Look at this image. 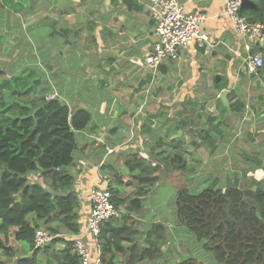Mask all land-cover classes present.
<instances>
[{
	"label": "crops",
	"instance_id": "1",
	"mask_svg": "<svg viewBox=\"0 0 264 264\" xmlns=\"http://www.w3.org/2000/svg\"><path fill=\"white\" fill-rule=\"evenodd\" d=\"M181 1L186 11H200L208 15L202 29L210 39L209 42L204 43V46H199L197 41H192L180 49V57L177 61H165L154 77L160 75L159 77H165L167 81L161 79L162 81L160 80L156 86L166 84V87L172 90L156 93L148 92L147 88H144L148 81L147 85L154 80L151 79L152 72L145 68L135 69L136 63L140 64L139 62H134L133 64L136 65L133 66H129L128 62L129 60L131 63L133 60H141L145 54L152 50L155 43L157 20L149 11L150 0H135L143 5L139 11L135 12L125 9L123 0H119L120 5L117 9L109 1L108 8L100 9L99 13H96V21L89 22L88 26H81L78 19L80 17L88 20L94 18L88 12L81 16L80 0H73L78 11L64 15L60 19L56 29L57 34L51 32L52 29L48 30L49 26L40 27L45 30L40 44L42 46L50 45L49 48L52 49L44 60L39 58V49L33 53L32 31L34 26L29 21L28 27L22 28V30L24 29L23 43L25 45L23 62L19 61V52H16L18 43L22 41V37L19 38L17 35L18 13L16 11H0V68L4 69L5 79L21 73L26 75L27 69L41 67V72L45 76V86L40 95H43L46 89L52 85V91L46 92V97L49 94L56 95V93L63 98L65 95L67 96L68 92H66L64 83H66V76L71 74L76 76L74 78L80 85L82 78L86 80L85 84H89L91 78L94 83L104 81L102 83L105 84L108 81L112 85L111 75L122 72L123 67H128L126 72L134 73L137 78L139 71H143L140 73V94L135 96L134 92L129 94L128 88H124L123 85L115 87L113 90L98 92L94 96L84 95L83 98L80 86L75 88L77 94L71 99V104L86 107L96 102L91 105L94 109V121L85 133L87 137L82 134V140L75 155L74 171H69L75 178V188L80 201V219H83L80 221L82 223L79 234L84 232L90 214L87 207V205L90 207V192L99 185L105 184L106 186L107 183L113 187V191L119 195V198H122V200L120 199L122 210L128 212L127 216L124 217L123 214L119 220L112 221L114 226L126 225L122 220L131 216H138L140 221L139 217L144 218V215L140 214L144 203L141 208H138L139 203L130 202L131 194L136 192L137 187H129L130 185L126 186L127 183L115 182L114 171L110 169L111 166L124 167L118 157L120 153L126 155L132 148L140 150L147 160V168L150 165L156 166L157 163L164 170L170 167L166 173L168 176H172L171 186L179 189L178 179H182L187 187L192 188L189 186L191 182H187L185 178L192 174L197 176L205 174L207 177H211V186L209 187H226L228 184L236 183L240 179L239 169L241 166L236 164L237 162L233 158H229V161L223 166L216 161V156L221 153L225 155V151H221V148L229 145L234 147L237 138L245 135V124L250 131L246 138L250 154L256 162L263 161L264 91H253L249 86L251 74L245 71L247 69L243 61V57L246 56L245 40L236 31L232 20L227 16L225 0ZM47 14L49 15L46 16H50V19L58 21L57 12H47ZM63 21H69V26L65 29L60 27ZM22 22L24 25L23 20ZM83 23L84 21H82ZM72 24H77L78 27L73 28ZM253 49L255 53L262 52L264 55V42L253 44ZM97 50L102 54L97 55ZM94 56H97L98 63ZM84 58L86 61L83 60ZM69 64L70 66L72 64V72L67 73L63 71V68L68 67ZM132 68L137 71H131ZM82 72L86 74L83 77ZM258 74L264 79V73ZM144 77L147 78L144 79ZM223 77L229 80V85L218 91L215 83L218 81L222 83L223 79L221 78ZM55 78L61 83L60 89H58V83L53 81ZM238 81L241 82L240 86L236 85ZM70 87V85L67 86L68 89ZM2 89L5 91L6 87L3 86ZM122 89H125L126 92ZM224 90L228 91L229 106L225 105L222 100ZM24 96L22 98L25 100L35 101L38 95L31 93ZM102 96H104V100L109 99L110 96H113L115 100L111 105H106L105 101L103 103L101 101ZM130 102L132 107L129 105ZM235 103L238 105L233 108ZM139 105L142 109H138ZM162 140H174L178 150L171 157L163 152L160 144ZM111 148L114 151L110 153ZM91 154H95V164ZM162 156L168 160L162 163L159 161ZM210 163L214 164L211 172L207 168ZM248 169L242 167L245 178L252 182L255 178L259 180L264 178V168L261 166L258 165L254 169L251 167L247 173ZM161 170L154 175L163 178L164 174ZM218 171L228 172L224 176H220ZM200 184L198 182L194 187H198ZM159 217L161 216L159 215ZM168 219L175 221V218L169 217ZM132 221L136 227L137 219ZM156 223L159 221L153 222V227ZM161 223L168 227L167 223ZM140 225L142 226V224ZM61 229H70L65 232L60 231V233L58 231L64 238L73 237L74 239L77 234H73L74 231L68 227L62 226ZM134 232H138L137 227ZM85 238L93 246L90 235L85 234ZM105 242L106 236L103 235L101 264H132V262L133 264H145L146 262L149 264L147 260L140 262L138 248H131L135 244L134 242H138L136 239L123 237L121 245L124 248L119 251L114 249L115 252L108 246L106 248ZM65 244L64 240L58 241L57 249L62 250L65 248ZM27 245L17 244L15 255L5 257L10 261L9 264H16L22 257H32ZM135 249L136 257L133 256V260L131 255ZM61 250H51L53 252L51 255L53 256Z\"/></svg>",
	"mask_w": 264,
	"mask_h": 264
},
{
	"label": "trees",
	"instance_id": "2",
	"mask_svg": "<svg viewBox=\"0 0 264 264\" xmlns=\"http://www.w3.org/2000/svg\"><path fill=\"white\" fill-rule=\"evenodd\" d=\"M30 1L29 8L37 3L42 5L48 0ZM4 2L5 0L2 1L3 4H0V8L1 5H5ZM88 2L89 0H80V15L83 16L85 12H88L94 19L80 17L78 22H81V26H88L89 22L96 21V13L100 11L97 6L100 0H92L90 6ZM111 3L116 9L120 5L119 0H111ZM123 4L125 9L133 12L139 11L143 6L135 0H123ZM82 5L85 6L84 9ZM53 6L57 7L55 12L58 13V21L51 20L50 16H46V20L43 19L42 22L32 20L34 28L39 30L40 27L49 26L48 30L52 29L51 32L57 34L56 29L60 19L64 15L78 11L73 0H55ZM240 12L251 21L264 22V0H244ZM82 21H84L83 24ZM68 26L69 21H63L60 25L61 29ZM72 26L78 27L77 24ZM43 37L44 32L36 37L32 36V40L40 44ZM71 70L72 64L71 66L69 64L66 72ZM259 71L264 73V64ZM40 75L34 71V68H30L26 75L21 73L5 79L4 69L0 68V264H9L10 261L5 257H13L19 243L28 244L34 250V255L31 258H19L16 264H37L36 254L39 249H35L34 240L35 232L42 227V223L47 225L58 219L61 222L60 227L71 228L74 231L73 234L81 231L82 222L80 221L83 219H80V201L75 188V178L69 172V167L75 163V155L82 140V134L87 137L85 133L94 121V109L91 105L96 102L86 107L70 103L73 96L77 94L75 90L77 86H80L85 96H91L89 88L84 87L86 80L82 77L86 74L83 72L81 85L77 84L74 78L76 76L73 74L66 76V83H63L68 94L64 98L58 93L53 97V94L46 97V92L52 91V85H50L43 95L35 98V101L23 99L24 95L37 91L32 84L42 79ZM221 79H223L222 83L220 81L215 83L218 91L229 85L228 79L225 77ZM12 80L16 85L9 87L8 83ZM53 81L58 83V89H60L61 83L57 81V78ZM69 85L71 87L68 89ZM3 86L7 90L3 91ZM152 86L153 84L150 83L149 87L152 88ZM114 100L113 96L107 100H104L102 96L101 99L102 103L106 101V105H111ZM234 105L237 106L238 103ZM173 141L160 142L163 152L170 157L178 150ZM118 160L122 165L124 164L125 168L111 166L110 169L114 171V180L127 184L136 181L137 190L131 195L130 202L139 203L138 208H141L150 194L151 186L161 178L154 173L159 172L162 167L157 164L147 168V160L139 149L135 152L128 151L126 155L120 153ZM165 160L168 158L162 156L159 161L163 163ZM250 169L251 165L247 173ZM126 178L129 179L125 180ZM252 184L253 186L248 188H242L235 183L228 184L226 187H208L198 193L191 192L189 188L178 190L177 221L189 228L196 244L204 241V249L214 254L216 264H264V178L261 180L255 178ZM97 187H105V184ZM109 188L113 194V200L120 206L122 198L113 191L112 186ZM87 207L91 209V206L87 205ZM117 220L119 219L112 218L102 226L101 244L105 235L104 246L106 248L108 246L113 251L124 248L121 245L123 237L135 240L137 235L134 234L135 232L134 236L131 234L136 229L134 221L126 225L114 226L112 221ZM152 228L153 231L148 240L151 242L150 247H144L139 260L140 262L147 260L149 264H168L164 261L166 256L161 250L165 240L159 236L166 227L159 222ZM52 231L58 233L55 227H52ZM154 232L158 233V247L153 238ZM60 240H64L66 244L65 248L56 252L59 255L55 262L80 264V259L74 251L73 237H57L53 242ZM134 243L131 248H138V244ZM48 248L49 245L45 248L47 252ZM133 256L136 257V249L132 252L131 258ZM171 264L205 263L190 255L186 259L183 258Z\"/></svg>",
	"mask_w": 264,
	"mask_h": 264
},
{
	"label": "rangeland",
	"instance_id": "3",
	"mask_svg": "<svg viewBox=\"0 0 264 264\" xmlns=\"http://www.w3.org/2000/svg\"><path fill=\"white\" fill-rule=\"evenodd\" d=\"M2 1H4V0H0V4H3ZM109 1H111V0H100V3H98L97 6L100 7L101 10H105L108 8L107 6H109V4H110ZM30 2H31L30 0H16V1L5 0V2H4L5 5L4 6L1 5V8H0V11H2V10L16 11L18 13V16L16 19L17 23H18L17 35L19 38L22 37V41H20L18 43V50H16V52H19L18 59H19V61H22V62L25 59V45L23 43V40H24L23 39L24 38V31L23 30L24 29L22 30V28L28 27L29 21L32 22V20H38V22H42L43 19L46 20V18H47L46 15H49V14H47V12H49L47 10H51V11H53V13L57 10V7L53 6V3L55 2V0L45 1V3L42 5L40 3H37L34 6L29 8ZM48 3H49V5H48ZM91 3H92V0H89L88 5L90 6ZM86 6H87V4H86ZM84 7L85 6L82 5V9H84ZM26 14H28L27 17H26ZM26 19H28V20H26ZM16 20H14V23H16ZM22 20L24 21V25H23ZM25 22H27V24H25ZM42 32H45V30H43V29L38 30L37 28H34L32 31L33 37H36V35H40ZM40 45H41V47H40ZM46 46H47V49H46ZM46 46H42V44H38L37 42L36 43L33 42V53L37 52V50L39 49V58L44 60L49 55L50 51L52 50L49 48L50 45H46ZM52 48H53V46H52ZM101 54H102V52L97 50V55H101ZM31 58L33 59V56ZM94 58L96 59V62L98 63L97 56H94ZM133 58H131V59H133ZM83 60L86 61L85 58ZM134 61L135 60H133V62L131 63V61L129 60L128 61L129 66H133V65L137 64L136 67H134L135 69H140V70L144 69V66L142 63L133 64ZM83 63L89 64L88 62H83ZM37 68L34 67V71L38 75L41 74L40 76H42V79H40L39 81H34L32 86L35 90H37L35 92V94H37L39 96L42 88L45 86V76H44V73L41 72V67L37 66ZM67 68L68 67H64L63 71H66ZM134 68H132L131 71L136 72L137 70H135ZM29 69H27V73H28ZM127 69H128V67H123L121 69L122 72H118V74L113 73L111 75L113 78L112 85L108 81H106L105 84L102 83L104 81H98V83H94V82H92L93 79L91 80V78H90V83L85 84L84 87L89 88L88 90H89V93L91 94V96H94L98 92H101V91L113 90L115 87H120L121 85H123L124 88H128L127 92L129 94L132 92H134V96L136 94H140V84H139L140 83V73L143 71H139V73L137 74V76H138V78H137V77H135L136 75H134V73L126 72ZM145 69L151 71L148 68H145ZM159 76L157 75L156 77H153V75H151V79H154L153 81H150V83L153 84L152 88L149 87L150 84L144 86L147 88L148 92H155L156 93V92H161L163 90H170L171 89V88L170 89L167 88L166 84L164 86H159V85L156 86L160 82L161 79L163 81H167L165 77H159ZM146 78L147 77H144V79H146ZM101 80H103V79H101ZM240 84H241L240 81H238V83H236V85H238V86H240ZM8 85L10 87V85H16V83H15V81L12 80L10 83H8ZM172 86H173V83H172ZM176 86H178V85L176 84ZM249 86H250L251 90H253V91H264V79L261 78L260 74L251 75ZM122 90L125 91V89H122ZM82 95H84L83 92H81V96ZM220 104L222 107H224V105H222V103H220ZM129 105H130V107H132L131 102L129 103ZM232 107L235 108L236 106L233 105ZM138 109H142V107L139 105ZM244 134H245L244 136L237 138L236 142L234 143V147H231L230 145L228 147H222L221 151H225V155H223L222 153L217 155L216 161L224 166V164H226V162L229 161V158H233L237 162L236 164H239L241 166L240 167L241 169H239L240 179L235 184L240 185L242 188H244V187L248 188L249 186H251V187L253 186L252 180L245 178V174L242 170V167L249 168V166L251 165L252 169H254V168L258 167V165H259L262 168H264V156H263V161H259V162H256L255 158H253L251 156L249 148L247 147L248 146L247 142H246V138L250 134V131H248L247 124L244 125ZM112 149L113 148L110 149V151H109L110 153L112 152ZM129 151L135 152V148H132ZM91 155H92V160L94 161V164H95V162H96L95 154H91ZM102 156H104V154H102ZM254 163H256V164L254 165ZM213 165H214L213 163H210L207 166V168L209 169L210 172L213 171L211 169L213 167ZM168 169H170V167H168L166 170H164V169L161 170L162 174H164L163 178H161L157 183H155L150 188V194L145 199L144 207L140 211V214L144 215V218L139 217V218H141V221H140V219H138V216L135 215V216H131L128 219L122 220L125 224H127L130 221L133 222L132 220L137 219L136 227L138 228V232L135 233V234H137L135 236V238L138 241L137 242L138 243V252H139L138 256L140 257V253L141 254L143 253V251L145 249L144 247H146V248L150 247L149 246L150 242L148 240H150V233L153 231V228H152L153 222H156L158 220L159 222H164V223L168 224V227H166V229H164L162 232H161V229H159V231L161 232V233L160 232L159 233L162 235V236L161 235H159V236L165 240L164 243L162 244V247H161L163 254L165 253V256H166L164 259L165 262H167L168 264H171V262L175 263V261H177V260H181L183 258L186 259L187 257H190V255H192V256H195L199 261L204 262L205 264H216L214 254L211 251L204 249V247H203L204 241L199 242V244H196V240L193 239V237H192L193 234L191 233L189 228L186 225L185 226L181 225L177 221L178 215H177L176 200H177V194H178L179 188H173L171 186L172 185V180H171L172 176L167 175L166 171ZM69 171H71V172L74 171V165L69 167ZM227 172L228 171H218V174L220 176H224L225 174H227ZM213 176H216V174H213ZM185 178H186L187 182H191L189 186L192 188L187 187V185L183 182L182 179L181 180L178 179L180 189L189 188L191 192L198 193L202 189L208 188L209 186H211L210 184H211L212 178L207 177L205 174H203L202 176H200V175L197 176L195 174H192V175L185 176ZM231 178H233V177H231ZM127 179H129V178H127ZM192 181H194V182H192ZM198 182L201 184L198 187H194L196 185V183H198ZM131 183L132 184H126V186L130 185L129 187H131V186L136 187V181H131ZM174 184L176 186L175 182H174ZM217 187H222V186H217ZM74 191H75V189H74ZM123 214H124V216H127L128 212L123 211ZM159 215L161 217H159ZM167 217L168 218L170 217L171 219L175 218V221L169 220ZM60 224H61V222L58 219H56V220L51 221L47 225L46 224L44 225V223H42L41 228L49 230L52 233H53L52 227L57 228L59 233H60V231L65 232V231L70 230V229H67V230L61 229L62 226L60 227ZM140 224H142V226ZM59 233H57L58 237H61V234H59ZM54 234H56V233H54ZM131 234L134 236L133 232ZM153 238H155V243L157 244V247H158L159 241H158V233L157 232L153 233ZM173 240H175V241H173ZM57 244H58V242L56 244L54 242H53V244H50L49 245L50 249H48V252L45 250L46 247L43 249H39L38 255L36 254V257L38 258L37 264H46V263L55 264V259L59 254H53V256H52L51 254L53 252H51V250H61V249H57ZM27 247H28L29 252L31 253L30 256H33L34 250H32L28 245H27ZM47 259L48 260L50 259V261H48Z\"/></svg>",
	"mask_w": 264,
	"mask_h": 264
},
{
	"label": "built area",
	"instance_id": "4",
	"mask_svg": "<svg viewBox=\"0 0 264 264\" xmlns=\"http://www.w3.org/2000/svg\"><path fill=\"white\" fill-rule=\"evenodd\" d=\"M244 0H225L226 14L232 20L236 31L245 40L246 56L243 61L246 71L257 75L264 64L262 52L255 53L253 44L264 42V22L251 21L240 10ZM149 10L156 18V40L150 52L142 59L134 62L142 63L144 68L151 70L156 75L159 67L167 60L177 61L180 49L192 41H197L199 46L209 42V36L203 31V24L208 19L205 12H187L181 0H150ZM54 94L52 95V97ZM113 151V150H112ZM107 183L105 187H96L90 192V214L84 232L77 233L74 237V251L80 259V264H101L102 226L112 218L120 219L123 210L113 200V194ZM85 234L90 235L93 246L89 244ZM58 237L44 228L35 232L34 247L43 249L52 244Z\"/></svg>",
	"mask_w": 264,
	"mask_h": 264
},
{
	"label": "water",
	"instance_id": "5",
	"mask_svg": "<svg viewBox=\"0 0 264 264\" xmlns=\"http://www.w3.org/2000/svg\"><path fill=\"white\" fill-rule=\"evenodd\" d=\"M246 71V70H245ZM227 93H228V91L227 90H224L223 91V94H222V100H223V102L225 103V105H227V106H229V103H228V97H227Z\"/></svg>",
	"mask_w": 264,
	"mask_h": 264
},
{
	"label": "clouds",
	"instance_id": "6",
	"mask_svg": "<svg viewBox=\"0 0 264 264\" xmlns=\"http://www.w3.org/2000/svg\"><path fill=\"white\" fill-rule=\"evenodd\" d=\"M123 216V215H122Z\"/></svg>",
	"mask_w": 264,
	"mask_h": 264
}]
</instances>
